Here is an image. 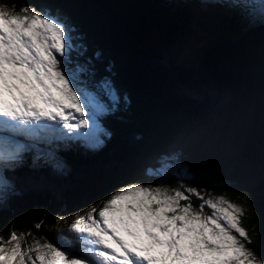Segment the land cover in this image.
<instances>
[{"label": "trees", "instance_id": "trees-1", "mask_svg": "<svg viewBox=\"0 0 264 264\" xmlns=\"http://www.w3.org/2000/svg\"><path fill=\"white\" fill-rule=\"evenodd\" d=\"M242 1H251L252 7H242ZM0 4L10 9L14 4L15 12L28 5L61 17L75 30L74 43L83 52L73 53L70 67L89 66L90 85L109 77L119 93L139 91L144 98L134 93L127 107L122 102L100 119L110 135L96 148L80 140L40 144L55 153L59 168L43 159L34 161V151L26 153L15 172L8 173L16 178L18 194L0 198V237L7 240L14 229L30 233L28 244L34 238L58 242L64 225L119 187L159 183L148 170L175 152L189 170L185 184L243 205V226L252 239L247 246L264 259V223L254 227L264 220V173L258 168H264V0H132L135 17L152 18L166 28L155 37L146 31L137 34L144 46L141 61L138 45L133 52L126 49L76 0ZM135 17L126 18L129 26ZM171 25L183 27L184 36ZM149 38L172 51L164 65L152 64L153 54L145 48ZM196 49L200 55L192 56ZM128 75L140 83L133 85ZM186 81L200 87L191 89ZM148 82L153 89L143 85ZM180 87L191 94L185 96ZM208 88L218 97L225 91L228 101L218 98L215 104L206 95ZM165 182L177 183L174 177ZM58 216L64 218L59 223Z\"/></svg>", "mask_w": 264, "mask_h": 264}, {"label": "snow or ice", "instance_id": "snow-or-ice-1", "mask_svg": "<svg viewBox=\"0 0 264 264\" xmlns=\"http://www.w3.org/2000/svg\"><path fill=\"white\" fill-rule=\"evenodd\" d=\"M74 31L61 17L34 7L15 12L14 4H0V198L18 194L8 173L26 153L61 166L40 144L80 140L96 148L110 135L99 123L110 109L78 86L88 69L70 67L73 53L83 55ZM97 87L113 105L119 102L108 80ZM176 159L161 157L160 166L148 170L159 183L123 185L89 205L60 231L58 242L34 238L28 244L30 233L13 229L7 240L0 237V264H264L247 246L252 239L243 226V205L183 183L189 170ZM169 177L175 186L165 182ZM63 219L56 217L57 223Z\"/></svg>", "mask_w": 264, "mask_h": 264}, {"label": "water", "instance_id": "water-1", "mask_svg": "<svg viewBox=\"0 0 264 264\" xmlns=\"http://www.w3.org/2000/svg\"><path fill=\"white\" fill-rule=\"evenodd\" d=\"M76 1H78L79 3L85 6L86 13H90L96 16L100 20L102 24V28L108 31V33L110 35H113L117 40L121 41L126 46V49L133 52L135 44L138 45L139 46L138 58L140 61L142 59V51H143L142 49H144L143 48L144 46L142 43L138 41L137 34L142 33L143 31L144 32L146 31L147 33H149V37H155L154 35L155 33L157 34L158 31L166 30L164 26L154 22L152 18L145 17L143 15L135 17L134 14L136 13V11L133 10L134 8L132 6V0H76ZM129 16L135 17L130 20L132 23L130 26L126 22L127 20L126 18ZM189 22L192 24L194 23L192 21H189ZM213 25L214 23L211 22V26ZM170 27L171 29L178 30V32H180L181 34V37L184 36L185 33H183L184 32L183 27H179L178 25L177 26L171 25ZM180 46H177V47L180 48ZM145 48H147V50L153 54L152 64L155 66H162L165 63H167L168 60L164 64H162L159 62V59L164 56L168 57V53L172 52L171 50H167V48L165 49L160 48L158 45V42L153 41L151 38H149V43L147 44ZM159 63L160 65H158ZM130 77L133 78V76H130ZM132 81L135 83L133 85H136L137 82L140 83V81L138 80L136 81L135 78H133ZM130 84L132 85L131 82ZM186 84L188 85V87H191L192 89H197L200 87V84L191 85L188 81H186ZM143 85L144 86L147 85L149 87L148 89H153L152 86L149 84V82L148 84H143ZM134 93L135 91L132 93L129 92V95L134 96ZM135 94H138V96H140L141 99H144L142 97L143 92L141 93L137 91ZM139 101L141 100L139 99ZM242 115H243V112H242ZM258 166H259L258 168L260 169V171L264 173V168L259 164Z\"/></svg>", "mask_w": 264, "mask_h": 264}, {"label": "rangeland", "instance_id": "rangeland-1", "mask_svg": "<svg viewBox=\"0 0 264 264\" xmlns=\"http://www.w3.org/2000/svg\"><path fill=\"white\" fill-rule=\"evenodd\" d=\"M241 6L242 7H252V4H251V1H247V2H241ZM47 15H49V14H47ZM51 16H57V15H51ZM200 42V41H199ZM201 44H205L204 42H201ZM190 46V47H189ZM195 46V44H193L192 46L191 45H187L186 47L187 48H192V47H194ZM201 46V45H200ZM204 47V46H203ZM200 55V50L199 49H196V50H194L193 52H192V56H195V55ZM168 60V57L167 56H164V57H162V58H160L159 59V62L160 63H162V64H164L166 61ZM160 63L158 64V65H160ZM76 67V65H74V67L73 68H75ZM86 68L88 69V71H86V72H83V73H81L80 74V82H79V84H78V86L79 87H81V88H86L89 92H91V93H95L98 97H99V99H100V101H101V103L102 104H104V105H106L110 110L106 113V114H103V115H101L100 117H99V123L102 125V122H101V118H104V117H106V116H108V115H111L117 108H118V106L120 105V104H122V102L124 103V107H127L128 105H129V101H130V95H129V92H123V93H119V91H117L116 90V86H115V84L113 83V80H111V78H109V77H106L105 79L106 80H108L109 82H110V84H111V86H112V89L114 90V94H115V96H117L118 98H119V102L117 103V104H115V105H113L112 104V102L109 100V98L106 96V95H104V93L103 92H101L100 91V89L97 87V85L100 83V82H102L103 80H105V79H102V80H100V81H98L97 83H94V84H92V85H90L89 83H88V80L89 79H91V77H92V71H91V69H90V67L89 66H86ZM181 89V93L182 94H184L185 96L186 95H189V94H191V92H189V91H187V89H182V87H180ZM191 88V87H190ZM192 89V88H191ZM206 95H207V97H208V99H210L211 98V100H212V102H216V101H218V98H219V101L220 102H223L224 100L225 101H228V98H227V94H226V92L225 91H223V93L220 95V97H218L217 95H216V93H215V91H214V89H211V88H208L207 89V93H206ZM216 104V103H215ZM103 126V125H102ZM17 139H19V140H21V142H24V141H26V140H24V138L23 137H18ZM169 156H175L177 159H176V162H178L179 164H181V165H183V166H185L186 168H187V166H186V164H185V162L182 160V158L180 157V154L179 153H175V152H171V154L170 155H168V156H164V157H169ZM263 161H264V156H263ZM177 182V181H176ZM184 183V182H183ZM213 196H219V195H213ZM107 198V197H106ZM105 198V199H106ZM225 198L226 199H228V200H230L227 196H225ZM195 199V198H194ZM196 201L198 200V199H195ZM231 201V200H230ZM232 202V201H231ZM183 203V202H182ZM86 210L87 209H85V210H83L82 212H80L78 215H84L85 214V212H86ZM206 212H210V210H208V209H206ZM78 215H77V217H78ZM76 217V218H77ZM76 218H74V219H72L67 225H64L63 227H64V229L65 228H67L68 226H70V224L72 223V222H74V220L76 219Z\"/></svg>", "mask_w": 264, "mask_h": 264}]
</instances>
